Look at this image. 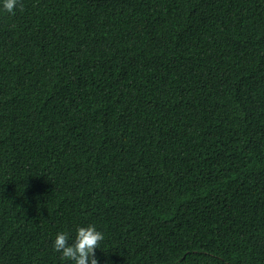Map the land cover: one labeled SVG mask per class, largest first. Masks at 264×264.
I'll list each match as a JSON object with an SVG mask.
<instances>
[{
	"label": "trees",
	"instance_id": "obj_1",
	"mask_svg": "<svg viewBox=\"0 0 264 264\" xmlns=\"http://www.w3.org/2000/svg\"><path fill=\"white\" fill-rule=\"evenodd\" d=\"M89 225L99 264H264V0H0V264Z\"/></svg>",
	"mask_w": 264,
	"mask_h": 264
},
{
	"label": "clouds",
	"instance_id": "obj_2",
	"mask_svg": "<svg viewBox=\"0 0 264 264\" xmlns=\"http://www.w3.org/2000/svg\"><path fill=\"white\" fill-rule=\"evenodd\" d=\"M18 4L19 0H3V9L9 14H15ZM103 240L104 235L94 225H89L77 229L74 243H69L70 237L67 233L59 232L53 247L61 253V259L71 261L72 264H99L95 250Z\"/></svg>",
	"mask_w": 264,
	"mask_h": 264
}]
</instances>
